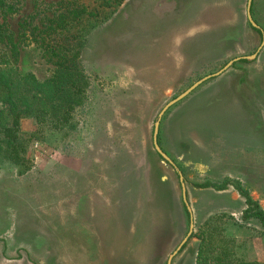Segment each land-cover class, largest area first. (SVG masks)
<instances>
[{
    "label": "rangeland",
    "instance_id": "1",
    "mask_svg": "<svg viewBox=\"0 0 264 264\" xmlns=\"http://www.w3.org/2000/svg\"><path fill=\"white\" fill-rule=\"evenodd\" d=\"M3 1L15 8L7 17L15 36L22 23L28 34L73 17L60 0ZM75 1L86 13L66 22L67 40L52 38L69 50L85 42L88 85L70 124L31 138L22 165L0 149V264H166L189 216L176 172L154 149L156 118L199 79L255 53L262 35L249 25L247 0ZM251 16L264 33V0H252ZM18 46L12 55L0 41L10 60L2 72L19 78L23 102L47 103L41 84L57 65L39 44ZM20 128L29 135L37 125L29 117ZM157 141L182 172L193 216L171 264H197L201 248L204 264H264V230L243 219L237 191L264 210V44L169 108Z\"/></svg>",
    "mask_w": 264,
    "mask_h": 264
},
{
    "label": "trees",
    "instance_id": "2",
    "mask_svg": "<svg viewBox=\"0 0 264 264\" xmlns=\"http://www.w3.org/2000/svg\"><path fill=\"white\" fill-rule=\"evenodd\" d=\"M120 2L123 0H115ZM76 2L60 0L58 6L66 10L67 13L73 17L67 15H61L59 19H46L44 29L33 26L28 32L24 23L19 25L21 29V35L15 36L10 30L7 24V17L15 12V8L12 5L6 4L3 0H0V41L4 42L9 48L12 55L19 53V42H34L39 44L40 47L49 55L57 65L56 75L53 79L41 84L45 87L47 92L46 102L39 101L23 102L20 97L16 96L19 93L20 85L17 84L15 78L9 72H2L4 67L10 66V60L5 52L0 50V88L2 96L7 101L6 112H0V149L3 154L4 160L12 163L13 165L20 166L24 163L26 147L31 138H35L37 133H40L44 128L50 129H64L71 122V113L82 104L86 87L88 85L87 78L83 75V71L80 68V53L83 48V44L80 43L79 48L69 50L61 42L52 38V34L56 36H62L63 40H67L62 31H69L67 21H74L75 18L81 17L83 13H86V7L80 5L72 8L69 4ZM75 17V18H74ZM70 18V19H69ZM74 18V19H73ZM250 25V23H249ZM250 27L261 34V32L251 25ZM46 37L50 36V40H46ZM7 70V69H6ZM8 73V74H6ZM50 97L57 101L56 106L52 104ZM21 101V104H18ZM47 105H46V104ZM33 118L37 128L29 135L23 133L20 128V122L24 118ZM161 161L163 159L159 156ZM199 188L212 187L210 184L196 185ZM225 188V185L217 187L218 190ZM237 191L245 197L246 208L243 211V219L249 218L256 219L261 228L264 230V210L258 205V203L251 199L247 192L242 191L237 187ZM186 215L188 213L184 207ZM202 248L198 250V263L204 264V258L202 256ZM202 259V261H201ZM239 264H258L255 262H243Z\"/></svg>",
    "mask_w": 264,
    "mask_h": 264
},
{
    "label": "water",
    "instance_id": "3",
    "mask_svg": "<svg viewBox=\"0 0 264 264\" xmlns=\"http://www.w3.org/2000/svg\"><path fill=\"white\" fill-rule=\"evenodd\" d=\"M251 5H252V0H247V4H246V12H247V19L248 22L250 23V25L259 30L261 32L262 35V41L260 44V47L258 48V50L253 53L250 56H241V57H236L230 61H228L220 70H218L215 73L206 75L205 77L199 79L198 81H196L194 84H192L188 89H186L185 91H183L181 94H179L177 97H175L174 99H172L171 101H169L160 111V113L158 114L156 121L154 123V128H153V146L155 151L158 153V155L163 159V161H165L166 163H168L169 165H171L174 169V171L176 172L179 182H180V186H181V191H182V200H183V204L186 208V211L188 213L189 216V229L188 232L186 234V236L182 239V241L178 244V246L174 249V251L169 255L166 264H171L173 258L180 252V250L184 247L185 243L188 241L189 237L192 234L193 231V216L191 213V208L188 204L187 198H186V188H185V182H184V177L182 175V172L180 171V169L176 166V164L172 161V159L160 148L158 141H157V137H158V132H159V126H160V121L162 116L165 114V112L171 108L173 105L177 104L178 102H180L181 100H183L184 98H186L193 90H195L198 86H200L203 82L216 77L218 75H220L221 73H223L225 70H227L229 67H231L235 62L240 61V60H253L256 58L257 53L259 51V49L263 46L264 44V33L262 31V29L255 23V21L252 19L251 16Z\"/></svg>",
    "mask_w": 264,
    "mask_h": 264
}]
</instances>
